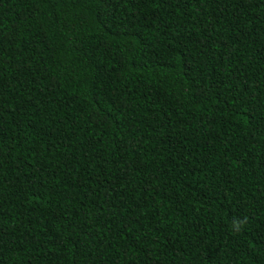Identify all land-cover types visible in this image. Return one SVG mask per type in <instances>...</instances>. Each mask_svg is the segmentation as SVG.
<instances>
[{"label":"trees","instance_id":"trees-1","mask_svg":"<svg viewBox=\"0 0 264 264\" xmlns=\"http://www.w3.org/2000/svg\"><path fill=\"white\" fill-rule=\"evenodd\" d=\"M0 264H264V0H0Z\"/></svg>","mask_w":264,"mask_h":264},{"label":"clouds","instance_id":"clouds-1","mask_svg":"<svg viewBox=\"0 0 264 264\" xmlns=\"http://www.w3.org/2000/svg\"><path fill=\"white\" fill-rule=\"evenodd\" d=\"M246 224V218L243 220H234L233 221V228L235 231L242 230L243 226Z\"/></svg>","mask_w":264,"mask_h":264}]
</instances>
